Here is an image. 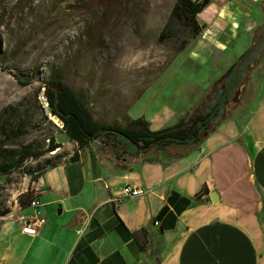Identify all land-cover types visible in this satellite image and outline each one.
Returning <instances> with one entry per match:
<instances>
[{
	"label": "crops",
	"instance_id": "0c3cea01",
	"mask_svg": "<svg viewBox=\"0 0 264 264\" xmlns=\"http://www.w3.org/2000/svg\"><path fill=\"white\" fill-rule=\"evenodd\" d=\"M198 18L192 55L230 67L262 30L264 0H212ZM251 62L248 103L200 146L93 141L48 169L30 188L46 223L22 232L29 204L1 217L0 264H264V45ZM126 184L144 193L114 201Z\"/></svg>",
	"mask_w": 264,
	"mask_h": 264
},
{
	"label": "rangeland",
	"instance_id": "374dc122",
	"mask_svg": "<svg viewBox=\"0 0 264 264\" xmlns=\"http://www.w3.org/2000/svg\"><path fill=\"white\" fill-rule=\"evenodd\" d=\"M176 2L0 0V116L13 115L16 107L33 120L19 144L42 143L53 135L62 145L57 151L67 157L78 148L55 116L49 113L50 123L41 121L36 92L51 68L60 70L61 80L82 95L103 123L128 126L135 119L131 116H144L154 128H164L202 113L229 67L216 61L218 55L207 61L194 57L196 41L188 27L171 26L162 34ZM251 64L239 101L227 104L222 120L241 111L252 96L256 74ZM14 75L32 77L31 83L24 85ZM32 184L25 172L0 180V204L11 210L0 218L21 208L18 198Z\"/></svg>",
	"mask_w": 264,
	"mask_h": 264
},
{
	"label": "trees",
	"instance_id": "16d2710c",
	"mask_svg": "<svg viewBox=\"0 0 264 264\" xmlns=\"http://www.w3.org/2000/svg\"><path fill=\"white\" fill-rule=\"evenodd\" d=\"M63 1L58 0V2ZM211 2L212 0H177L162 34L171 26H182L191 29L192 38L197 39L205 28V24H200L198 16ZM255 40L220 78L221 82L226 87L228 86L230 93L233 87L235 88L238 83H242L244 79L243 66L239 70H237V66ZM263 45L264 41L246 59L247 64L252 61ZM51 71L52 74L48 79L61 84L63 89L59 93L44 85L38 89L36 95L40 96L44 91L48 101L47 109L39 101L43 112L41 121L50 123L49 113L55 116L63 124L62 130L69 140L75 142L78 148L67 157L66 153L57 151L62 145L56 141L53 135L47 137L48 142L44 140L41 143L35 140L28 144H19L20 140L27 135L30 122L33 120L20 114L17 108L14 107L13 115L0 116V180L15 172H25L35 182L48 169L77 161L79 159L78 150H82L91 142L102 137L105 138V141L102 142L103 146L108 144L114 146L119 141L126 143L128 146L136 147L137 152L142 153L152 149L160 151L169 147L184 149L198 147L204 142L208 134L221 123L225 108L232 95H224L222 92L214 94L212 101L206 105L205 110L189 122L181 120L173 126L154 130L146 118L138 117L133 119L130 125L121 126L116 123L108 124L98 121L82 95L61 80L60 70L51 68ZM16 77L24 85L30 84L32 80V77L29 76L25 78ZM51 152L55 153L46 157ZM31 161H37L35 166L29 165ZM33 198L34 192L29 189L19 196V206L24 208L27 204L30 205ZM10 212L9 208H5L0 204V216L8 215Z\"/></svg>",
	"mask_w": 264,
	"mask_h": 264
},
{
	"label": "built area",
	"instance_id": "2783aa9c",
	"mask_svg": "<svg viewBox=\"0 0 264 264\" xmlns=\"http://www.w3.org/2000/svg\"><path fill=\"white\" fill-rule=\"evenodd\" d=\"M42 103H45V108L47 109L48 101L46 95L44 94V91H42ZM95 142L101 144L98 139L95 140ZM143 193L144 191L138 186L126 184L121 188L120 197L113 200L116 202H120L123 198L136 197ZM30 206L34 209V212L32 215L21 217L22 232L28 236H35L37 235L39 228L46 223L47 219L41 215V204L37 197H34L31 200Z\"/></svg>",
	"mask_w": 264,
	"mask_h": 264
},
{
	"label": "water",
	"instance_id": "95a60500",
	"mask_svg": "<svg viewBox=\"0 0 264 264\" xmlns=\"http://www.w3.org/2000/svg\"><path fill=\"white\" fill-rule=\"evenodd\" d=\"M264 41V31L261 32L259 37L255 40L254 44L252 47L245 53V55L241 58V60L238 63L237 70L242 66V64L245 62V60L252 54L254 51L261 45V43ZM16 77V75H14ZM39 81L42 83L44 86H48L51 89L56 90L57 93L62 91V86L61 84L56 83L53 80H49L47 78H41ZM241 92V88H238L237 92L235 93L234 98L232 99V102L236 103L239 101V93Z\"/></svg>",
	"mask_w": 264,
	"mask_h": 264
},
{
	"label": "flooded vegetation",
	"instance_id": "af4514ba",
	"mask_svg": "<svg viewBox=\"0 0 264 264\" xmlns=\"http://www.w3.org/2000/svg\"><path fill=\"white\" fill-rule=\"evenodd\" d=\"M246 63V60H245V62L242 64V66H243V68H244V79H245V71H246V69H247V67H248V65L250 64H247ZM241 66V67H242ZM244 79L242 80V82H244ZM233 84V83H232ZM238 88H242V87H240V84L238 83L236 86H235V88L233 87V90H232V92L230 93L229 92V89H228V86L226 87V85L225 84H223L222 83V86L218 89V90H216L215 92H213V94H212V96H211V99H210V101L209 102H211L212 101V97H213V95L215 94V93H218V92H222L224 95H228V94H232L231 95V98H230V101L233 99V95L235 94V92L238 90Z\"/></svg>",
	"mask_w": 264,
	"mask_h": 264
},
{
	"label": "bare ground",
	"instance_id": "6f19581e",
	"mask_svg": "<svg viewBox=\"0 0 264 264\" xmlns=\"http://www.w3.org/2000/svg\"><path fill=\"white\" fill-rule=\"evenodd\" d=\"M40 99H41V101H42V95H41ZM43 104L45 105V103H43Z\"/></svg>",
	"mask_w": 264,
	"mask_h": 264
}]
</instances>
